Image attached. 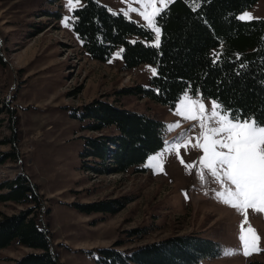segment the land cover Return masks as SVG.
Listing matches in <instances>:
<instances>
[{
  "label": "rangeland",
  "instance_id": "1",
  "mask_svg": "<svg viewBox=\"0 0 264 264\" xmlns=\"http://www.w3.org/2000/svg\"><path fill=\"white\" fill-rule=\"evenodd\" d=\"M100 1L111 12L155 31L156 16L172 0ZM72 3L74 7L68 0H0V151L16 153L0 165V183L21 174L40 196L39 202H0V215L36 205L62 264H96L97 249L119 240L123 241L121 246L130 247L191 232L213 239L219 247L217 253L198 264H264V213L248 208L242 233L244 211L221 202L215 195L229 187L234 190L235 186L223 174L219 182H211L209 170L202 163L203 149L198 146L204 143L200 120L182 115L188 111L185 102L189 98L200 100L206 109L202 117L206 126L219 127L208 121L207 115L212 101L221 104L201 94L183 95L170 106L119 93L137 84L149 88L156 74L154 65L145 63L126 69L123 46L115 49L108 61L90 57L71 27L73 10L82 1ZM153 5L156 12L150 22L144 13L152 16ZM239 17H264V0ZM95 99L117 103L163 122L165 144L143 163L148 172L97 175L85 171V137L97 133L83 130L86 121L73 117L72 112ZM196 111L199 113L198 107ZM11 113L13 122L9 119ZM174 122H179V127L170 131L168 126ZM184 132L187 139L181 136ZM11 136L13 141H8ZM226 136L222 132L214 139ZM177 137L183 141L179 151H169ZM201 173L204 193L194 198ZM122 197L133 200L117 212H84L76 207ZM249 225L258 240L246 231ZM134 227H139L142 235L131 234L129 230ZM242 234L248 236L247 255ZM229 249L236 251L225 254ZM29 250L14 240L0 249V264H11Z\"/></svg>",
  "mask_w": 264,
  "mask_h": 264
},
{
  "label": "trees",
  "instance_id": "2",
  "mask_svg": "<svg viewBox=\"0 0 264 264\" xmlns=\"http://www.w3.org/2000/svg\"><path fill=\"white\" fill-rule=\"evenodd\" d=\"M81 1L73 10L71 27L90 57L108 61L115 49L123 46L126 69L145 63L155 67L149 88L137 84L119 93L170 106L186 93H198L238 112L241 120L246 116L264 118V17H239L259 0H172L155 18L158 34L149 26L111 12L100 0ZM72 116L86 121L83 130L97 133L85 137L82 155L87 172H148L143 163L165 144L161 120L114 102L95 99L74 108ZM15 155L12 150L0 151V165ZM39 199L21 174L0 183V202ZM132 200L122 197L76 207L84 212L112 213ZM39 213L35 205L0 215V249L14 240L30 248L11 264H62ZM129 232L135 236L143 233L139 227ZM122 244L119 240L99 247L96 264H198L219 249L216 241L198 232L173 234L130 247Z\"/></svg>",
  "mask_w": 264,
  "mask_h": 264
},
{
  "label": "snow or ice",
  "instance_id": "3",
  "mask_svg": "<svg viewBox=\"0 0 264 264\" xmlns=\"http://www.w3.org/2000/svg\"><path fill=\"white\" fill-rule=\"evenodd\" d=\"M68 4L74 7L72 0H68ZM155 12L156 9L153 5V15L150 16L144 13L145 19L152 22ZM244 18L241 17V19ZM155 31L159 33V28L157 27ZM185 103L188 111L182 113L184 118L200 120L204 143L198 146L203 149L202 163L209 170L212 178L211 182H219V178L223 174L231 182V185L235 186L234 190L229 187L225 191L215 193V195L221 202L244 211L243 233L245 231L243 223L247 222L248 208H252L255 212L264 213V118L257 119L246 116L241 120L238 112H232L230 109L224 108L223 105L217 104L216 101H212L207 120L220 126L207 127L205 120L202 119L206 111L205 105L200 100H192L191 98ZM197 107L199 113L196 111ZM168 127L171 131L175 127H179V122H174ZM192 127H196V125ZM222 132H226L227 136L214 139ZM181 136L187 139V132L181 133ZM182 143L180 137H177L168 150L174 149L178 152ZM183 146L187 147V144H183ZM158 158L159 154L153 157L154 160ZM189 167H192V165H189ZM199 175L203 179L202 173ZM246 231L252 233L255 240L259 239L258 236H255V229L251 225ZM240 239L244 241L245 255L249 254L248 236L242 234ZM235 251L229 249L226 250L225 254L231 255Z\"/></svg>",
  "mask_w": 264,
  "mask_h": 264
},
{
  "label": "bare ground",
  "instance_id": "4",
  "mask_svg": "<svg viewBox=\"0 0 264 264\" xmlns=\"http://www.w3.org/2000/svg\"><path fill=\"white\" fill-rule=\"evenodd\" d=\"M197 182L198 183L196 185V188H195L194 194H193L194 198L202 197V195L204 193V179H201L200 176H199Z\"/></svg>",
  "mask_w": 264,
  "mask_h": 264
},
{
  "label": "crops",
  "instance_id": "5",
  "mask_svg": "<svg viewBox=\"0 0 264 264\" xmlns=\"http://www.w3.org/2000/svg\"><path fill=\"white\" fill-rule=\"evenodd\" d=\"M188 94H189V93H186L185 95H188ZM190 95H191V94H190ZM188 96H189V95H188ZM191 96H192V95H191ZM184 125H185V123L181 124L180 127H181V126H184ZM176 130H177V129H176ZM176 130L173 132V134L176 132Z\"/></svg>",
  "mask_w": 264,
  "mask_h": 264
}]
</instances>
